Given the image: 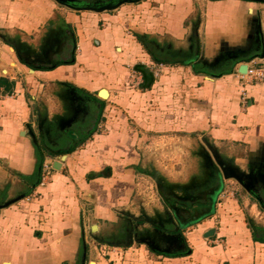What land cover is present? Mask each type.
Wrapping results in <instances>:
<instances>
[{"label":"crops","instance_id":"1","mask_svg":"<svg viewBox=\"0 0 264 264\" xmlns=\"http://www.w3.org/2000/svg\"><path fill=\"white\" fill-rule=\"evenodd\" d=\"M247 58L264 61V0H0V264H264L259 201L222 175L195 190L214 154L264 178ZM45 161L61 164L40 185Z\"/></svg>","mask_w":264,"mask_h":264},{"label":"water","instance_id":"2","mask_svg":"<svg viewBox=\"0 0 264 264\" xmlns=\"http://www.w3.org/2000/svg\"><path fill=\"white\" fill-rule=\"evenodd\" d=\"M57 2L61 3V4H64L66 6H69L71 8H76V9H88V10H94V11H98V12H102V11H106V10H112V9H115L117 7H119L121 4H124V3H128V2H131V3H134V2H138L140 0H108V1H103V0H96L94 2H81L80 0H56ZM19 53V52H18ZM20 55V53H19ZM262 56V55H260ZM250 58H247L242 66L240 67L239 71L242 72V73H245L246 70H247V67H248V62H249ZM102 92H107L105 89H102L100 94L102 95ZM103 96V95H102ZM215 159L220 167V174L222 176H224V178H230V177H233L235 179L238 180V182L252 195L254 196L260 203V205L262 207L263 206V203H262V200L256 196L253 192H252V189H251V185L248 184L246 181H245V178H244V175L242 174V172H240L239 170H237L235 167H233L232 165L230 164H226L224 162H222L215 154ZM65 157V155H64ZM58 165L55 166V164L53 165L54 168H58V166L61 164L60 161H57L56 162ZM258 178H261V179H264L263 176L261 174L257 175ZM155 180H159L157 177L155 178ZM157 228H160V226Z\"/></svg>","mask_w":264,"mask_h":264},{"label":"built area","instance_id":"3","mask_svg":"<svg viewBox=\"0 0 264 264\" xmlns=\"http://www.w3.org/2000/svg\"><path fill=\"white\" fill-rule=\"evenodd\" d=\"M152 73L154 78L159 77L164 68L166 67L164 62H152L150 64ZM241 82L243 86H246L250 83H264V61H255L252 60L248 62V67L245 73L240 72ZM142 79V75L140 72L132 71V75L130 77V84L131 85H138L140 84ZM241 102L245 107L247 104V91L245 89L241 92ZM53 170H55L52 162L45 161L42 166V178L40 181V185H45L48 180L50 179Z\"/></svg>","mask_w":264,"mask_h":264},{"label":"rangeland","instance_id":"4","mask_svg":"<svg viewBox=\"0 0 264 264\" xmlns=\"http://www.w3.org/2000/svg\"><path fill=\"white\" fill-rule=\"evenodd\" d=\"M157 176V174H156ZM224 178V176H222ZM160 180H155V182L159 185V186H163V188L165 190L170 191V187L168 186V184L173 185L171 183H168L166 180H163L162 177H158ZM224 183L222 185V191L223 190H227L228 193L230 192H235L234 187L240 186V189H238V191L240 193H244V194H248V191L238 182L237 179L230 177V178H224ZM150 183L153 184V181H150ZM202 184V183H201ZM198 184V186H200L199 188L195 187L197 191L205 189L207 187L208 191H210V189H218L221 186V174H213V176L211 177V179L207 182V184L201 185ZM166 192V191H164ZM173 192V191H172ZM221 193V191L219 192ZM225 194V193H224ZM169 195V194H168ZM237 195V194H236ZM173 196V195H170ZM223 196V194H222ZM225 196V195H224ZM238 196V195H237ZM174 201L176 203H178V205H180L179 203L183 201V199H180L179 197L174 198ZM246 217H247V221L249 223L250 226H252L253 228H259L261 230H264L262 228H264V207H262L261 205L259 206H254L252 211L246 210ZM259 227H256V226Z\"/></svg>","mask_w":264,"mask_h":264},{"label":"flooded vegetation","instance_id":"5","mask_svg":"<svg viewBox=\"0 0 264 264\" xmlns=\"http://www.w3.org/2000/svg\"><path fill=\"white\" fill-rule=\"evenodd\" d=\"M80 1L81 2H85V1L94 2L96 0H80ZM103 1H108V0H103ZM259 171H260L259 168H257L255 165L252 164L248 168V172L242 173V174L244 175L245 181L251 185L252 192L262 200V203L264 206V179L258 178L257 175L260 174ZM211 190L212 189H210V191ZM184 198H187V197H184Z\"/></svg>","mask_w":264,"mask_h":264},{"label":"trees","instance_id":"6","mask_svg":"<svg viewBox=\"0 0 264 264\" xmlns=\"http://www.w3.org/2000/svg\"><path fill=\"white\" fill-rule=\"evenodd\" d=\"M142 72L144 73L143 75L146 76V79H149V77H150V81H149L150 83L154 80V76L153 75L150 76L149 74L148 75L146 74V72H147L146 69L142 70Z\"/></svg>","mask_w":264,"mask_h":264},{"label":"bare ground","instance_id":"7","mask_svg":"<svg viewBox=\"0 0 264 264\" xmlns=\"http://www.w3.org/2000/svg\"><path fill=\"white\" fill-rule=\"evenodd\" d=\"M102 95H103L104 97H106V96H107V92H102Z\"/></svg>","mask_w":264,"mask_h":264}]
</instances>
